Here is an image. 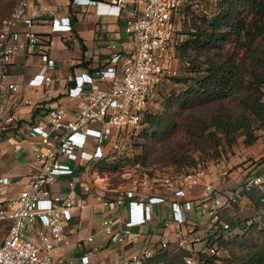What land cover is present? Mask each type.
Returning a JSON list of instances; mask_svg holds the SVG:
<instances>
[{
    "label": "built area",
    "instance_id": "1",
    "mask_svg": "<svg viewBox=\"0 0 264 264\" xmlns=\"http://www.w3.org/2000/svg\"><path fill=\"white\" fill-rule=\"evenodd\" d=\"M67 7L92 4L99 14H124L127 22L124 31L131 37L132 48L127 53L113 52L105 67L94 73L83 72L69 75L73 84L67 88L68 96L78 98L76 109L68 114L61 106L48 108L42 118L31 128L30 134L39 140L32 145V167L26 176L12 179L0 173V196L11 184H23L15 195L0 199V220L9 219L8 227L0 241V264H93L91 256L100 249L93 247L92 253L78 257H58L54 253L68 244L67 226L73 210L86 203V195L76 191L82 180L81 163L95 162L120 147L139 124L142 113L151 101L157 85L165 74L175 73L173 38L178 29L181 0H65ZM31 0H15L11 13L0 25V67L24 45L34 48L38 57L37 71L27 73L28 85L48 84L53 60L49 50L55 44V33L71 32L73 23L70 12L41 18ZM43 20L49 25V33L40 34L34 24ZM24 36L23 40L21 36ZM0 96L6 88L17 90L15 83L4 80L0 72ZM102 82L97 86L96 82ZM28 99L24 98V102ZM13 115L5 120L10 122ZM225 172L222 171V175ZM207 169L201 163L186 172L177 173L174 179L164 176L169 193L184 197L172 200L167 226L174 222L177 228L184 223L183 210L207 213L210 222L227 227L221 217L225 210L241 202L246 192L261 185L259 175L239 182L230 193L216 187L206 178ZM62 176L65 186L57 187ZM202 186L195 198H187L189 190ZM143 188L148 192L143 194ZM154 186L149 176L134 180L130 186L115 191L112 199L100 194L96 199L108 205L110 200L127 209L126 220L115 225L111 218L101 221L102 232L109 241L119 243L131 233L132 227L152 218V205L165 200V196L152 194ZM1 198V197H0ZM263 199V198H261ZM92 238L89 236L88 240ZM175 243L183 248L190 244L189 232L181 234ZM162 241L160 248L166 246ZM215 244L205 247L213 252ZM154 250L145 246L126 256L122 264H144ZM188 263L193 262L187 257Z\"/></svg>",
    "mask_w": 264,
    "mask_h": 264
},
{
    "label": "crops",
    "instance_id": "2",
    "mask_svg": "<svg viewBox=\"0 0 264 264\" xmlns=\"http://www.w3.org/2000/svg\"><path fill=\"white\" fill-rule=\"evenodd\" d=\"M30 5L37 8L41 18L50 17L51 14L65 15L73 11L76 19L71 32L54 34L55 44L49 50L54 65L50 70L52 80L48 84H27L25 75L34 74L38 62L34 48L27 45L0 67V72H4V80L17 85L16 91L6 88L0 96V173L7 174L12 179L22 178V181L26 180L32 167V145L40 139L38 135L30 134V128L42 118L48 108L61 106L68 114L76 109L78 98L67 94L68 86L73 84L68 80V76L83 72L93 74L96 69L105 67L113 52L124 54L132 48L131 37L122 26L121 20L126 18L124 14H99L92 4L67 7L65 0H31ZM34 30L40 34L49 33V25L39 20L34 24ZM21 38L25 39L23 35ZM95 84L103 85L100 81ZM24 98L28 99L27 102H24ZM8 115H13L10 122L5 120ZM86 164L81 163L78 167L83 176L76 186L79 194L86 195V203L73 210V216L67 226L69 242L56 249L55 259L78 257L82 253L90 254L94 246L100 245V249L91 254L95 257L93 264H117L142 247L149 246L155 251L162 241L175 243L176 239L187 231L190 237L188 248H198V244L202 247L204 242L201 237L205 234L204 231H214L211 225L206 226V229L202 228L196 214L190 210H183L184 223L180 228H177L174 222L163 225V220L168 219L170 215L172 200L181 201L184 197H175L169 191L167 193V190L154 188L152 194L163 195L165 200L152 205L151 220L133 226L131 233L119 243L109 241L107 235L102 232V219L109 217L115 225H120L126 220L128 212L124 206H118L112 200L108 205H103L96 199L97 193L89 185ZM231 175L229 172L223 176L215 166H211L206 178L216 187L225 190L231 188ZM64 179L65 176H62L57 184L58 188L65 186ZM22 186L23 184H9L0 199L17 194ZM201 190L202 186L197 185L189 190L186 197L195 198ZM147 192L148 190L143 188V194ZM243 198L245 199V195L241 201ZM8 223L9 220L0 221V241ZM89 236L91 240H88Z\"/></svg>",
    "mask_w": 264,
    "mask_h": 264
},
{
    "label": "trees",
    "instance_id": "3",
    "mask_svg": "<svg viewBox=\"0 0 264 264\" xmlns=\"http://www.w3.org/2000/svg\"><path fill=\"white\" fill-rule=\"evenodd\" d=\"M202 1L199 0L200 3L195 6L193 2H182L178 29L173 38L176 72L165 74L159 82L151 101L142 113L139 124L124 137L125 140L122 138L120 147L111 154L116 159L115 162L127 155L124 153L123 142L139 136L146 125L152 130L149 134H144L152 136L157 133V124L162 125L161 129L164 130L173 122L172 112L163 118L152 110L154 105L163 99L162 90L165 84L172 81L185 85L172 98L173 104L180 109L210 101L221 102L237 94V110L231 111L221 104L204 123L203 130L216 136L217 143L221 140L231 142L240 135L247 145L257 139L256 131L264 126V45L261 43L264 39V0H214L209 7ZM70 14L74 23L76 14L73 11H70ZM184 24L185 28L180 31V26L184 27ZM227 43L232 44V48H226ZM179 61L183 62L186 73L191 74H177ZM108 157L109 154L95 162H87L86 165L102 167ZM200 157L203 159L204 156ZM180 159L178 173L186 172L198 163L204 165L206 161L198 160L191 154H184ZM132 162L137 161L132 159ZM169 173L174 174L168 170L164 172L166 175ZM227 222L228 226L224 228L213 223L214 231L208 234L220 232L221 238L229 241L224 232H228L234 222L232 225ZM262 235V246H252L239 255H219L217 236L214 251L205 250V247L213 245L206 241L191 263L185 261L186 256H191V251L180 248L172 253L157 252L144 264H264V228Z\"/></svg>",
    "mask_w": 264,
    "mask_h": 264
},
{
    "label": "rangeland",
    "instance_id": "4",
    "mask_svg": "<svg viewBox=\"0 0 264 264\" xmlns=\"http://www.w3.org/2000/svg\"><path fill=\"white\" fill-rule=\"evenodd\" d=\"M14 1L15 0H0V25L2 19L8 16L12 10ZM181 1L193 2L194 6L199 2V0ZM213 1L214 0H203L202 3H206L209 7ZM121 21L124 29L127 19L122 18ZM185 25L186 24H184V27L180 26L179 30L183 31ZM261 43L264 45V39ZM226 48H232V44L227 43ZM173 65L176 68L177 63L173 62ZM177 72L178 75L191 74L186 73L182 61L178 63ZM184 87L185 85L182 82L176 81L165 84L162 90L163 99L152 108L155 114L161 115L163 118L167 115H171L172 112L174 115L173 122L164 130L161 129L162 125L157 124V133L152 136H146L144 134H149V131L152 130L151 127L146 125L139 136L133 139L129 138V140L123 142L125 148L124 153H127V155L119 159L118 162H115L116 159H114V156H111V154H113L111 151L109 152L110 157H108L106 163L102 167L96 168L93 165L87 166L86 171L88 172L89 185L95 193L110 199L114 196V192L118 188L130 186L133 178L139 181L143 180L144 176H149L154 188L167 190L168 193L169 189L163 179L166 175L164 172L168 170L169 172L177 174L180 166L178 160L182 158L184 154H191L198 160H206L204 166L208 172L211 166H215V169L221 172V174L222 171L225 172L223 176L229 172L232 173L230 176V178H232L231 188L223 190L225 193H230L231 189L235 187V184L241 182L245 178L259 175L262 180L261 185L253 187L250 192L244 194V200L234 205L233 208L221 213V217L229 221L230 224L234 222L230 230L224 232V236L229 238V241H226L224 237L221 238L220 232L208 234V231H204L205 234L201 237V240L204 244L206 241H209L216 245V237L218 236L219 241L217 250L219 255L222 256L227 254L239 255L252 246H262L264 200L260 198H264V126L256 131L258 137L250 145L244 144L241 135L237 136V138L231 142L221 140L220 143H217L216 136L208 134L203 130L204 123L209 120L211 115L221 104L227 106L231 111H236L238 107V95L236 94L229 98H225L221 102L210 101L180 109L176 104H173L172 98L175 93L179 92ZM123 139L125 140L126 138ZM143 156H145V158H142ZM200 156H204L203 159ZM132 159H135L137 162L133 163ZM171 174L172 173H169L168 177L173 180L174 174ZM194 214H196V219L202 225V228L206 229V226L209 227V225L212 227L210 217L207 213L202 214L194 212ZM3 220L8 221L9 219ZM195 242L198 243V240ZM197 247L198 248L189 249L180 247L173 242H167L166 246L163 248L157 247L153 254L163 251L172 253L183 248L191 251V256H186V258L191 257L193 260L196 258L197 252L201 248L199 244Z\"/></svg>",
    "mask_w": 264,
    "mask_h": 264
}]
</instances>
